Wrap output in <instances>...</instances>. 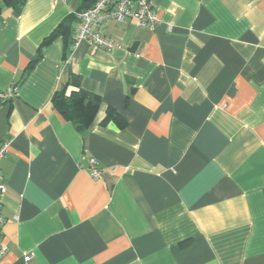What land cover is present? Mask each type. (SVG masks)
I'll return each instance as SVG.
<instances>
[{
	"label": "crops",
	"instance_id": "obj_1",
	"mask_svg": "<svg viewBox=\"0 0 264 264\" xmlns=\"http://www.w3.org/2000/svg\"><path fill=\"white\" fill-rule=\"evenodd\" d=\"M93 1L0 0L2 264H264V0H153V30L94 28L109 51L73 46ZM69 73L87 131L52 104Z\"/></svg>",
	"mask_w": 264,
	"mask_h": 264
},
{
	"label": "built area",
	"instance_id": "obj_2",
	"mask_svg": "<svg viewBox=\"0 0 264 264\" xmlns=\"http://www.w3.org/2000/svg\"><path fill=\"white\" fill-rule=\"evenodd\" d=\"M77 24L74 31L73 46L76 47L80 42L86 41L90 45L102 49L112 50L116 46L111 39H108L94 30L107 20H114L117 23L133 21L139 28L153 30L158 23L153 0H96L93 5L84 11L75 15ZM17 92L15 86H11L5 92L0 93V101L5 102L12 99ZM8 151L7 142L0 144V161L5 157ZM89 168L94 179L99 177L97 162L95 159H89ZM6 193L5 185L0 182V199ZM4 224V219L0 214V229ZM8 252L5 245L0 244V264ZM26 264L30 256L24 258Z\"/></svg>",
	"mask_w": 264,
	"mask_h": 264
},
{
	"label": "trees",
	"instance_id": "obj_3",
	"mask_svg": "<svg viewBox=\"0 0 264 264\" xmlns=\"http://www.w3.org/2000/svg\"><path fill=\"white\" fill-rule=\"evenodd\" d=\"M95 1L96 0H94L93 3ZM63 28L64 24L60 25L47 39L43 41L42 46H46L56 35L60 34L64 39L63 50L64 53H66L71 47L72 41L67 39L65 33L62 31ZM69 86H72L73 90L66 93ZM52 104L65 118V120L71 122L79 132H83L87 131L91 127L99 109L100 101L96 95L81 89L79 76L69 73L68 80L65 85L59 92L54 94ZM109 120L114 121L119 127H122V119H120L115 112L110 111L107 113L104 122Z\"/></svg>",
	"mask_w": 264,
	"mask_h": 264
}]
</instances>
